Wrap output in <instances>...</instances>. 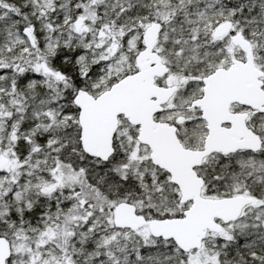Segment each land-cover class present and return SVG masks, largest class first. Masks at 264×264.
Segmentation results:
<instances>
[{
    "label": "snow or ice",
    "instance_id": "1",
    "mask_svg": "<svg viewBox=\"0 0 264 264\" xmlns=\"http://www.w3.org/2000/svg\"><path fill=\"white\" fill-rule=\"evenodd\" d=\"M0 264H264V0H0Z\"/></svg>",
    "mask_w": 264,
    "mask_h": 264
}]
</instances>
